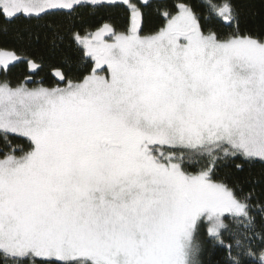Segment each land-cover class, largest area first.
Here are the masks:
<instances>
[{
    "label": "snow or ice",
    "instance_id": "1",
    "mask_svg": "<svg viewBox=\"0 0 264 264\" xmlns=\"http://www.w3.org/2000/svg\"><path fill=\"white\" fill-rule=\"evenodd\" d=\"M244 14L0 0L21 45L0 47V264H211L209 244L264 264V191L238 175L264 165V29Z\"/></svg>",
    "mask_w": 264,
    "mask_h": 264
},
{
    "label": "trees",
    "instance_id": "2",
    "mask_svg": "<svg viewBox=\"0 0 264 264\" xmlns=\"http://www.w3.org/2000/svg\"><path fill=\"white\" fill-rule=\"evenodd\" d=\"M238 3L244 10V21L246 27L254 32L261 31L264 29V0H238ZM19 23V22H18ZM154 25V20L152 23L146 25L145 31H149ZM22 27V24L20 25ZM0 47L20 50L21 45L18 44L11 36H6L0 34ZM33 54L35 55H48V52L45 49V42L41 40L40 46L33 49ZM11 67V66H10ZM22 69L20 67L12 68L11 72L7 74V78L15 84L18 78L21 77ZM35 80H39V76H34ZM50 81L45 80L44 86H50ZM31 86V85H30ZM234 170V165L230 166L229 169H223L221 174L228 173L231 174V170ZM239 178L241 182L249 181L245 184V189H251L253 185L255 191L260 193L264 191V165L259 162H256L254 165H245L244 171L240 172ZM226 252L220 250L219 248H213L209 244L205 254V262L211 261V264H223Z\"/></svg>",
    "mask_w": 264,
    "mask_h": 264
},
{
    "label": "rangeland",
    "instance_id": "3",
    "mask_svg": "<svg viewBox=\"0 0 264 264\" xmlns=\"http://www.w3.org/2000/svg\"><path fill=\"white\" fill-rule=\"evenodd\" d=\"M0 78H3V74H0Z\"/></svg>",
    "mask_w": 264,
    "mask_h": 264
}]
</instances>
